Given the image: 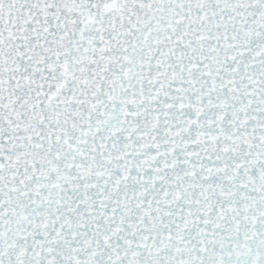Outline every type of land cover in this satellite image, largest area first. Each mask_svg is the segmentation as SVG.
<instances>
[{"label":"snow or ice","instance_id":"obj_1","mask_svg":"<svg viewBox=\"0 0 264 264\" xmlns=\"http://www.w3.org/2000/svg\"><path fill=\"white\" fill-rule=\"evenodd\" d=\"M0 264H264V0H0Z\"/></svg>","mask_w":264,"mask_h":264}]
</instances>
